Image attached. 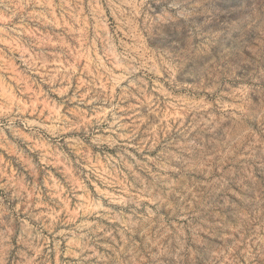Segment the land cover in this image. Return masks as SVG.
<instances>
[{"label": "rangeland", "instance_id": "rangeland-1", "mask_svg": "<svg viewBox=\"0 0 264 264\" xmlns=\"http://www.w3.org/2000/svg\"><path fill=\"white\" fill-rule=\"evenodd\" d=\"M0 264H264V0H0Z\"/></svg>", "mask_w": 264, "mask_h": 264}]
</instances>
